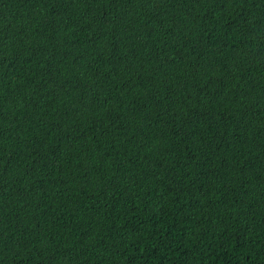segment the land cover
<instances>
[{
	"label": "trees",
	"instance_id": "trees-1",
	"mask_svg": "<svg viewBox=\"0 0 264 264\" xmlns=\"http://www.w3.org/2000/svg\"><path fill=\"white\" fill-rule=\"evenodd\" d=\"M0 264H264V0H0Z\"/></svg>",
	"mask_w": 264,
	"mask_h": 264
}]
</instances>
